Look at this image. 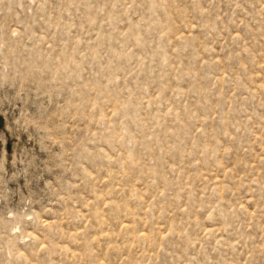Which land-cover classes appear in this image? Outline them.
Returning a JSON list of instances; mask_svg holds the SVG:
<instances>
[{
    "label": "rangeland",
    "instance_id": "1",
    "mask_svg": "<svg viewBox=\"0 0 264 264\" xmlns=\"http://www.w3.org/2000/svg\"><path fill=\"white\" fill-rule=\"evenodd\" d=\"M0 264H264V0H0Z\"/></svg>",
    "mask_w": 264,
    "mask_h": 264
},
{
    "label": "water",
    "instance_id": "2",
    "mask_svg": "<svg viewBox=\"0 0 264 264\" xmlns=\"http://www.w3.org/2000/svg\"><path fill=\"white\" fill-rule=\"evenodd\" d=\"M3 122H4V118L0 117V126L3 124Z\"/></svg>",
    "mask_w": 264,
    "mask_h": 264
}]
</instances>
